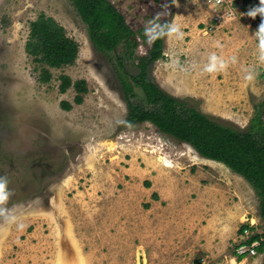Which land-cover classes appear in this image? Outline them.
<instances>
[{
	"label": "rangeland",
	"instance_id": "374dc122",
	"mask_svg": "<svg viewBox=\"0 0 264 264\" xmlns=\"http://www.w3.org/2000/svg\"><path fill=\"white\" fill-rule=\"evenodd\" d=\"M110 1L135 32L138 56L159 23L171 20L164 57L151 66L160 88L219 123L248 129L253 105L264 100V41L216 28L217 10L204 0ZM42 14L79 45L75 62L49 67L47 79L25 49L30 23ZM213 55L223 64L208 70ZM126 68L137 73L131 62ZM64 75L86 82L81 104L74 103L72 87L60 92ZM136 93L140 99L138 88ZM62 101L72 108L63 110ZM127 110L110 54L93 48L70 0H0V177L10 192L0 205V264H109L111 243L119 257L133 254L118 264L142 262L137 248L146 250L148 264H158L163 251L179 250L173 235L182 230L173 231L174 219L185 223V231L188 222L198 227L197 256L215 254L219 264H264V250L242 263L233 256L247 217H258L264 234L251 185L150 122L124 125ZM122 204L131 217L116 212ZM150 204L159 210L149 211ZM200 206L203 215L196 212ZM161 219L172 223L159 227ZM195 260L190 264H200Z\"/></svg>",
	"mask_w": 264,
	"mask_h": 264
},
{
	"label": "trees",
	"instance_id": "16d2710c",
	"mask_svg": "<svg viewBox=\"0 0 264 264\" xmlns=\"http://www.w3.org/2000/svg\"><path fill=\"white\" fill-rule=\"evenodd\" d=\"M70 1L86 25L93 48L111 56L128 109L124 125L150 122L177 142L189 144L201 157L220 162L241 176L255 191L259 199V217L264 222V100L253 105L254 112L247 130L240 131L219 123L201 111L199 105L188 104L167 94L151 75V66L164 57L170 19L159 23L148 50L138 56L135 32L110 0ZM234 6L239 5L235 3ZM257 6H260V0H242L240 9L247 14ZM249 18L258 25L262 22L260 15ZM257 38L264 39V35H257ZM25 49L35 62L43 66L41 75L47 79L49 67L61 68L75 62L79 45L55 19L42 14L30 23ZM130 62L137 68L136 74L126 68ZM71 87L75 91L74 103L81 104L88 92L86 82H72L68 76H61L60 92ZM136 88L141 92L140 99H136ZM60 106L67 111L72 108L68 101H62ZM245 227L240 226L238 233ZM259 238H262L257 248L260 253L264 250V234H255L250 241Z\"/></svg>",
	"mask_w": 264,
	"mask_h": 264
},
{
	"label": "crops",
	"instance_id": "0c3cea01",
	"mask_svg": "<svg viewBox=\"0 0 264 264\" xmlns=\"http://www.w3.org/2000/svg\"><path fill=\"white\" fill-rule=\"evenodd\" d=\"M241 1L242 0L234 2V4L238 3L239 6H233L234 7V16L232 18H226V19H224V20H222V21H220L218 23L216 21L217 15L215 16V21H216V24H217L216 28L225 26L228 29H230V31L233 34H235L236 36L245 37V36H247L249 34V35H251V39L255 40V39H257V35L255 33H256L257 28H258L259 25H258L257 22H255L254 20L250 19L247 14H245V13H243L241 11V9H240ZM236 15H239V17H237ZM252 26H255L256 30H253L250 33H248L249 32L248 28H250ZM260 40L264 41V39H260ZM246 45H247L246 41H243L240 46L243 49H246V47H247ZM254 46H256V45L254 44ZM251 57H252L251 55H248V58H251ZM157 198H158L157 200H159V196H157ZM153 200H155V199H153ZM116 207H117L116 208V212L117 211H120V212H122V211L126 212L127 211V214L125 216H128V218L131 217V214L128 211V207H129L128 204H122L121 206H117L116 205ZM155 208H156V206H154V204H150L149 211L152 210V209L154 210ZM175 209L176 210H181L182 208H180V206H177V208H175ZM208 209L209 208H207V211H208ZM158 210L159 209L156 208V210H154V211H158ZM203 211H204V209L202 208V206L196 208V212L200 213V215L201 214L203 215ZM129 214H130V216H129ZM157 214H158V216H157V218H158L159 215H160V212H158ZM179 216H180V214L177 217H179ZM117 217H118V215H117ZM158 219H160V218H158ZM175 220L176 219L172 220V222L174 223L173 227H175L173 229V231L177 232L178 229L182 230L181 231L182 233H180V231L177 232V233H180L179 237L175 236L177 233H175L173 235V237H175V243L179 242V244H180L178 246L179 250H175L173 252V254L163 251V254H160L158 256L157 259H159V261L157 263L158 264H190L191 258L194 257V259L196 258V260H195L196 263H200V264H219V262L216 259L217 256L215 254H212V253L208 254L207 253V254H200L199 256L196 255L197 236L199 234V233L198 234L196 233V230H197L196 228H198V227H195V226L191 225L190 222H188L189 223L188 224L189 228L186 229V231H185L184 230L185 223L182 224V222H180V221L179 222H175ZM223 220H225V219H223ZM159 222H160V224L158 226L159 227L161 226V227H163L165 229L169 226V223H172V222H170L169 220H166V219H161V220H159ZM194 223L196 225V222H194ZM193 227H194V230L192 231ZM164 237H167L166 234L164 235ZM115 239H117V237ZM113 244H115V243H113ZM113 244L111 243V245H110L109 258L111 259V261H110L109 264H118V259H120L122 256H124L125 258H130V259L133 258V254H130V253L129 254L126 253V255H123L121 253V255L119 257L120 251H118L117 249H114L113 247L115 245H113ZM185 244L186 245L188 244V246L185 247L184 246ZM137 252L139 254L140 261H142L139 264H148L149 256H147L146 250L145 251L144 250L141 251L140 249L137 248ZM199 258H201V261L199 260ZM146 260H147V263L144 262ZM244 261H246V259H243L241 261V263L244 262Z\"/></svg>",
	"mask_w": 264,
	"mask_h": 264
},
{
	"label": "built area",
	"instance_id": "2783aa9c",
	"mask_svg": "<svg viewBox=\"0 0 264 264\" xmlns=\"http://www.w3.org/2000/svg\"><path fill=\"white\" fill-rule=\"evenodd\" d=\"M239 0H204V3L209 7L217 10L216 21L220 22L226 18H232L234 16V2ZM260 220L258 217L251 216L246 218V225L241 232L237 234V242L233 248V256L235 260H242L249 257H256L258 252V246L262 238L251 240L250 238L255 234H261L258 231V225Z\"/></svg>",
	"mask_w": 264,
	"mask_h": 264
},
{
	"label": "clouds",
	"instance_id": "9594fccd",
	"mask_svg": "<svg viewBox=\"0 0 264 264\" xmlns=\"http://www.w3.org/2000/svg\"><path fill=\"white\" fill-rule=\"evenodd\" d=\"M247 15L255 18L257 15L262 17V22L256 31V35H264V0H260V6L251 8ZM261 59H264V49H262ZM223 62L220 61L215 55L211 56V62L207 66L208 70H215L218 67L222 66ZM8 181L5 177H0V205L4 204L10 195V192L7 189ZM7 223H11L10 218H5L4 220Z\"/></svg>",
	"mask_w": 264,
	"mask_h": 264
}]
</instances>
